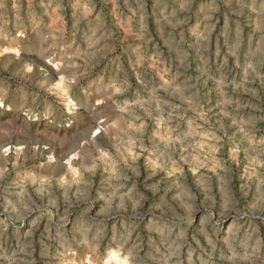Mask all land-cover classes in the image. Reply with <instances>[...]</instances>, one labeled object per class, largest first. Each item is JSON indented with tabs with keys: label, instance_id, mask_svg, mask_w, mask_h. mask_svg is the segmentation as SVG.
Wrapping results in <instances>:
<instances>
[{
	"label": "rangeland",
	"instance_id": "obj_1",
	"mask_svg": "<svg viewBox=\"0 0 264 264\" xmlns=\"http://www.w3.org/2000/svg\"><path fill=\"white\" fill-rule=\"evenodd\" d=\"M178 7L182 8V13L170 15ZM194 8L198 9L199 19L183 38L173 37L168 21L180 22L179 16L186 17ZM224 11V0H0V144L3 157H11L7 160L9 169L21 163L16 159L18 154L24 159L26 169L31 167L30 159L40 163L62 161L59 165L48 164L39 172H24L21 183L29 195L36 194L29 202L33 211L28 214V227L35 224L64 241L63 226L75 216L79 231L84 232L88 213L98 203L104 205L100 213L106 216L113 214L111 203L125 208L131 205L141 215L145 208L152 206L156 210L157 223L166 222L169 217L177 223L187 219L191 209L184 184L186 172L176 164L161 165L147 153L138 154L136 148L130 147L127 158L136 157L139 176L128 181L115 178L119 176V164L103 149H95L101 155L99 162L95 161L96 135L104 133L98 123L93 130L92 124L84 125V118L76 115L79 108L73 99L74 82L85 59L93 75L109 71L114 61L147 63L149 72L155 76V83L149 81L153 98L162 101L168 94L172 97L169 105L159 109L154 134L168 143L174 136L169 131L168 121L179 123L188 135L195 136L198 152L203 149L205 154L211 153L214 150L211 137L205 140L200 127L208 119L207 110L185 112L182 99L189 93V82L174 70L173 62L177 67L187 66L181 68V72L189 75L192 82L207 73L208 64L198 53L213 54L215 60L217 30L225 24ZM148 13L152 18L145 29L142 21ZM182 23H187V19ZM158 40H163L170 56L166 57L160 50ZM245 80L244 67L229 58L227 68L221 67L215 79L208 81L212 103L221 105L216 108L217 113L222 114L223 110L231 115L227 106L235 98L233 89L243 90L247 87ZM97 88L100 90L99 85ZM79 107L84 108L89 118H94L95 113L88 112L87 99ZM121 108L123 110V105ZM181 116L183 120L179 119ZM219 119L220 116L213 117V120ZM223 119L232 124L229 117ZM74 121L81 126L65 134L64 129L73 126ZM230 131L241 135L248 132L251 136L255 129L237 123ZM58 149L61 150L58 156L54 155ZM68 152L72 154L66 158ZM235 159L243 188L252 168L264 161L257 158L240 165L239 154ZM193 163H200L195 154ZM5 166V159L0 158V172ZM187 174L199 177L196 166H189ZM198 182L207 183L203 177ZM232 183L230 179L223 188V206L229 209L234 206ZM8 191L19 192L20 189ZM169 197L182 203L185 214H177ZM14 199V196L8 197V200ZM7 202L0 200V221L9 215L5 211ZM237 210L243 214L242 209ZM205 212V215H197L193 225L212 226L220 218L214 206H206ZM152 224L150 219L149 225ZM80 258L81 252L75 248L66 256L68 264H79Z\"/></svg>",
	"mask_w": 264,
	"mask_h": 264
},
{
	"label": "clouds",
	"instance_id": "obj_2",
	"mask_svg": "<svg viewBox=\"0 0 264 264\" xmlns=\"http://www.w3.org/2000/svg\"><path fill=\"white\" fill-rule=\"evenodd\" d=\"M224 6L225 24L217 30L215 60L213 54L198 53L207 62L208 72L192 82L189 75L181 72V68L187 66L177 67L173 62L174 70L189 82V93L182 99L185 112L207 110L208 119L200 127L205 140L211 137L214 149L211 153L205 154L203 149L198 152L195 136L188 135L179 123L168 121L171 124L169 131L174 134L168 143L154 134L159 109L169 105L172 97L168 94L162 101L153 98L149 81L155 83V76L149 72L147 63L114 61L109 71H98L93 75L85 59L74 82L73 99L79 108L76 115L84 118V125L92 124L93 130L98 123L104 133L103 136L99 132L96 135L95 161L101 159L95 149H103L119 164V176L115 178L128 181L139 176L136 157L127 158L130 147L136 148L138 154L147 153L161 165L166 166V162L176 164L186 172L184 184L191 209L187 219L177 223L169 217L166 222L157 223L156 210L152 206L145 208L141 215L131 205L125 208L111 203L109 207L113 208V214L106 216L100 213L104 205L98 203L88 213V220L83 225L85 231H79L74 216L63 226L66 239L61 241L35 224L28 227V214L33 211L29 202L36 194L29 195L21 179L25 171L39 172L48 164L59 165L62 161L40 163L30 159L31 167L26 169L24 159L18 154L16 159L21 163L9 169L7 160L11 157H3V145L0 144V158H4L6 164L0 172V200L8 201L5 211L9 212L0 221V264H68L66 256L71 248L81 252L79 264H264V162L252 168L242 188L235 159L239 154L240 165L257 158L264 161V0H224ZM182 11L178 7L170 15L176 16ZM151 18L152 14L148 13L142 21L145 29ZM185 19L187 23H182ZM198 19V9L194 8L186 17L180 15V22L169 20L171 35L183 38ZM158 43L166 57L170 56L163 40ZM207 49L205 45L204 51ZM229 58L244 67L247 85L243 90L233 89L235 98L227 106L231 109L230 116L228 111L216 112L221 105L212 103L207 88L208 81L215 79L221 67L227 68ZM85 99L88 112L95 113L94 118H89L84 108L79 107ZM129 100L133 102L125 103ZM216 116L220 119L213 120ZM224 117H229L232 124ZM209 120H212L211 125ZM237 123L250 125L255 132L249 136L248 132L241 135L230 131ZM79 126L74 121L64 132L71 134ZM3 135L7 137L8 134ZM113 140L118 142L113 143ZM59 151L54 155L58 156ZM71 154L66 153V158ZM194 154L200 159L199 165L193 163ZM189 166L197 167L199 177L187 174ZM200 177L206 178L207 183H199ZM230 179L233 181L234 206L229 209L223 206V188ZM10 188L20 191L9 192ZM9 196L15 199L8 200ZM169 199L177 214H185L182 203L176 202L174 197ZM206 206H214L220 218L212 226L193 225L197 215L206 214ZM237 209H242L243 214ZM150 219L152 225H149Z\"/></svg>",
	"mask_w": 264,
	"mask_h": 264
}]
</instances>
